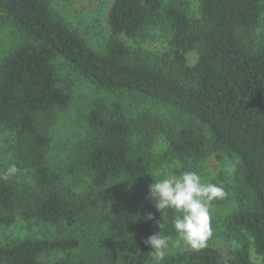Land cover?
<instances>
[{
    "label": "trees",
    "instance_id": "16d2710c",
    "mask_svg": "<svg viewBox=\"0 0 264 264\" xmlns=\"http://www.w3.org/2000/svg\"><path fill=\"white\" fill-rule=\"evenodd\" d=\"M52 1L0 0V27L20 38L0 63V129L15 131L19 159L31 176L23 184L0 179V226L21 218L56 229L47 237L0 240V264H150L157 259L144 239L159 231L176 235V212L160 213L149 191H139L157 165L153 145L166 130L159 119L129 118L118 101L98 99L68 169L89 177L87 189L70 191L66 173L49 164L50 125L72 99L59 61L78 79L166 104L210 131L208 138L193 125L171 129L168 155L199 159L214 150L234 163L238 209L225 226L239 247L230 258L206 246L164 257L162 264H254L252 247L264 261V32H257L264 0H197L198 21L175 0H113L104 51L54 15ZM161 24L171 33L162 53L120 38L135 39ZM190 53L197 54L193 64ZM148 213L153 221H145ZM86 220L98 228L104 250L91 246L89 256L75 259ZM96 237H89L91 243ZM56 251L66 256L53 263L41 259Z\"/></svg>",
    "mask_w": 264,
    "mask_h": 264
},
{
    "label": "rangeland",
    "instance_id": "374dc122",
    "mask_svg": "<svg viewBox=\"0 0 264 264\" xmlns=\"http://www.w3.org/2000/svg\"><path fill=\"white\" fill-rule=\"evenodd\" d=\"M165 4L174 0H162ZM184 7L194 21L201 18L199 2L197 0H175ZM113 0H53L51 9L54 15L66 21L70 26L79 31L87 43L98 51H104L111 36L108 24V13ZM260 34L264 32V13L257 29ZM171 33L164 25L147 26L137 38H120L129 46L141 47L152 53H162L169 48ZM20 42L19 36L8 27H0V63ZM190 64L197 60L196 53L188 55ZM60 77L70 82L71 102L65 108L56 111V118L50 125V146L48 162L54 168L66 173L64 184L68 189L77 194L84 192L89 186V177L83 173L68 171L73 164L78 148L87 133V114L98 99L109 103L118 101L129 118L149 114L159 119L165 125V131L156 135L153 152L157 157V165L152 175L139 187L140 192H148L149 185L155 181L169 176H179L185 171H194L203 183H212L221 186L226 196L211 202L210 216L212 235L207 241V246L219 249L226 258H230L239 242L228 235L226 219L238 209L236 199L237 187L235 180V165L222 151L210 150L199 159L182 160L167 154L168 133L171 129H180L187 125L195 126L206 137L211 138L210 131L202 126L194 117L187 115L171 106L145 98L141 95L126 92H112L98 87L86 79H78L71 69L64 63L58 62ZM16 134L9 127L0 129V176H3L9 166L15 165L17 172L10 178L19 184L31 182L29 172L23 167L19 159V150L16 145ZM176 215H180L176 213ZM90 220L79 229L83 238V249L75 250L73 258L89 256V250L94 247L97 251L104 250L101 234L96 225L90 226ZM56 232L52 226L40 223H29L17 218L10 226H0V240L41 238L51 236ZM97 235L95 243L89 237ZM175 238L176 235L171 236ZM98 244H101L98 246ZM92 246V247H91ZM98 247V249H97ZM94 249V250H95ZM192 250L185 247L170 248L165 257L179 252ZM66 256L65 252H51L44 254L41 259L53 263ZM251 258L254 264H264L262 257L251 248ZM150 264H162V260H155Z\"/></svg>",
    "mask_w": 264,
    "mask_h": 264
},
{
    "label": "clouds",
    "instance_id": "9594fccd",
    "mask_svg": "<svg viewBox=\"0 0 264 264\" xmlns=\"http://www.w3.org/2000/svg\"><path fill=\"white\" fill-rule=\"evenodd\" d=\"M17 172L11 165L0 179L8 180ZM226 192L221 186L203 183L194 171L182 172L179 176H169L149 185V196L160 213L172 209L179 213L174 221L176 237L164 236L159 231L144 239L143 243L151 248L157 260H163L170 248L185 247L200 250L207 246L212 235L210 204L222 199ZM155 219L152 213L145 216V221ZM161 228V223H159Z\"/></svg>",
    "mask_w": 264,
    "mask_h": 264
}]
</instances>
